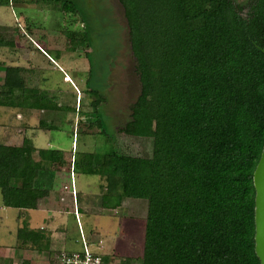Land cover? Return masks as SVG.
Returning <instances> with one entry per match:
<instances>
[{"label":"trees","instance_id":"16d2710c","mask_svg":"<svg viewBox=\"0 0 264 264\" xmlns=\"http://www.w3.org/2000/svg\"><path fill=\"white\" fill-rule=\"evenodd\" d=\"M118 1L140 82L126 133L151 138V155L75 153L73 174L103 180L104 208L147 202L139 264H260L252 179L264 146V0L245 7L238 0ZM16 3L22 1L0 0V8ZM62 12L79 16L72 4H63ZM78 32V41L89 43ZM1 48L13 50L14 43L0 36ZM3 72L0 107L54 114L63 109L44 92L25 88L21 66ZM88 118L89 127H101L97 117ZM27 143L0 144V193L4 207L29 216L46 195L35 185L38 174L65 161L61 150ZM19 230L30 251L51 254L48 264L55 262L60 252L51 253L45 228L30 229L23 221Z\"/></svg>","mask_w":264,"mask_h":264},{"label":"rangeland","instance_id":"374dc122","mask_svg":"<svg viewBox=\"0 0 264 264\" xmlns=\"http://www.w3.org/2000/svg\"><path fill=\"white\" fill-rule=\"evenodd\" d=\"M21 1L18 6L16 3L0 8V36L14 43L13 50L0 49V87L4 68L21 66L25 88L44 92L63 109L54 114L49 110L0 107V144L28 147L30 138L32 146L38 149L63 151L65 165L56 166L53 171L73 179L75 189L65 190L68 186L65 179L59 184L60 191L50 192L48 202H37V209L40 206L47 211L44 214L29 211V216L4 207L0 193V259L13 264L25 260L30 264L49 263L51 254L44 257L21 242L19 229L23 221H27L30 229L43 227L49 232L52 254L61 249L82 250L78 223L83 221L84 227L80 228L91 243L89 249L106 256L108 264H139L147 202L124 200L118 208H104L100 202L103 180L70 174L75 153L116 150L132 156L151 155V138H136L126 133L140 82L124 9L118 0ZM238 1L245 7L249 0ZM63 4L74 6L79 15L77 20L62 12ZM78 28L86 33L89 43L78 41L81 38ZM90 116L101 121L100 128L89 127ZM41 120L47 127L40 126ZM32 158L39 160L36 153ZM44 174H38L37 187L46 182ZM79 210L84 214L81 220ZM96 236L101 240H95Z\"/></svg>","mask_w":264,"mask_h":264},{"label":"water","instance_id":"95a60500","mask_svg":"<svg viewBox=\"0 0 264 264\" xmlns=\"http://www.w3.org/2000/svg\"><path fill=\"white\" fill-rule=\"evenodd\" d=\"M254 198V252L264 264V146L253 173Z\"/></svg>","mask_w":264,"mask_h":264},{"label":"crops","instance_id":"0c3cea01","mask_svg":"<svg viewBox=\"0 0 264 264\" xmlns=\"http://www.w3.org/2000/svg\"><path fill=\"white\" fill-rule=\"evenodd\" d=\"M66 80H68V79H66ZM16 122H17V120H16ZM16 122L14 123L13 122V125L14 124H16ZM16 128V127H15ZM11 134H14V133H11ZM29 138V137H28ZM29 140H31L30 138H29ZM32 142V141H31ZM3 145H6V144H3ZM9 146V145H8ZM34 148H36V147H34ZM36 149H38V148H36ZM59 168V167H58ZM60 169V168H59ZM62 170H63V168H62ZM53 173H51V172H44L45 174V178H46V182L45 183H42V182H40V183H42V185L40 184V186H41V188L42 189H44L45 191H46V195L42 198V199H40L39 201L40 202H44L45 201V203H46V201L48 202V200L51 198V194L53 193V191L54 190H57L58 189V191H60L61 190V188H59L60 187V185L63 183V182H65V179H67V183L66 184H68V186H71L72 185V181H71V178L69 177V176H67V175H64L63 173H60V171H52ZM75 183V182H74ZM60 184V185H59ZM74 185V184H73ZM43 186V187H42ZM53 189V190H52ZM75 189V188H74ZM50 192H52V193H50ZM38 210V211H37ZM37 210H34V211H32V212H39V213H42V214H44V212H46L47 211V209L45 210V209H41V207L39 206V208L37 209ZM17 211H19V210H17ZM81 212V211H80ZM79 212V217H80V220H81V218H83V216H84V214H81ZM38 213V214H39ZM85 218V217H84ZM43 219H44V221L46 222L47 221V219L45 218V217H43ZM83 220V219H82ZM84 221H86V219L84 220ZM79 225H80V227H81V225L84 227V224H85V222L83 223V221L81 222V221H79V223H78ZM78 228V229H80L81 231H79L78 230V233H79V238H80V243L82 244L83 242H85V244H86V240H85V236H84V233H83V231H82V229L81 228ZM85 237V238H84ZM87 239V238H86ZM95 240H101V239H99V237H95L94 238ZM82 241V242H81Z\"/></svg>","mask_w":264,"mask_h":264},{"label":"built area","instance_id":"2783aa9c","mask_svg":"<svg viewBox=\"0 0 264 264\" xmlns=\"http://www.w3.org/2000/svg\"><path fill=\"white\" fill-rule=\"evenodd\" d=\"M70 174L73 175L72 165ZM71 181L73 182V179H71ZM73 189L74 187H72V185L71 187H65V190H68L69 192H72ZM82 244V250L72 251V253H66L64 251L60 252V254H58V256L56 257L55 262L51 264H101V257L99 255H95V253H93V251H91V249L87 247L85 242H83Z\"/></svg>","mask_w":264,"mask_h":264}]
</instances>
